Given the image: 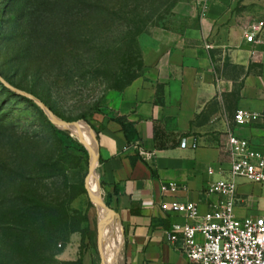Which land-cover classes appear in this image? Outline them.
<instances>
[{
    "label": "rangeland",
    "instance_id": "1",
    "mask_svg": "<svg viewBox=\"0 0 264 264\" xmlns=\"http://www.w3.org/2000/svg\"><path fill=\"white\" fill-rule=\"evenodd\" d=\"M199 3L0 0V72L14 89L32 96L0 81V264H73L80 256L85 264H104L87 187L89 152L72 128L52 121L35 100L68 124L86 125L97 139L94 128L112 115L125 86L194 22ZM95 108L94 118H82ZM96 171L111 211L99 155ZM241 183L239 194L246 191L253 200L237 207L238 216L261 213L264 188ZM117 220L118 264H125L123 224Z\"/></svg>",
    "mask_w": 264,
    "mask_h": 264
},
{
    "label": "crops",
    "instance_id": "2",
    "mask_svg": "<svg viewBox=\"0 0 264 264\" xmlns=\"http://www.w3.org/2000/svg\"><path fill=\"white\" fill-rule=\"evenodd\" d=\"M193 18L123 89L107 118L131 124L134 142L107 119L99 135L100 177L123 224L125 264H188L169 240L185 219L161 204L210 210L218 198L208 195L209 182L228 174L230 134L264 152V0H209ZM261 23L258 42L247 43L246 32ZM237 110L259 117L238 126ZM183 139L197 148H181ZM170 183L180 189L170 192Z\"/></svg>",
    "mask_w": 264,
    "mask_h": 264
},
{
    "label": "built area",
    "instance_id": "3",
    "mask_svg": "<svg viewBox=\"0 0 264 264\" xmlns=\"http://www.w3.org/2000/svg\"><path fill=\"white\" fill-rule=\"evenodd\" d=\"M200 9H208L209 0H199ZM263 24L252 27L245 35L247 43L258 42L256 36ZM258 114L237 110L235 124L245 126L258 119ZM229 170L226 177L209 182L208 195L218 200L201 215L194 202H163L164 212L182 216L183 224L172 225L169 240L188 258V264H264V208L255 216L239 217L237 207L245 204L239 195L238 180L264 188V152L255 150L247 140L230 134ZM181 148L196 149L197 143L181 141ZM213 175V170H209ZM170 192L180 188L170 183Z\"/></svg>",
    "mask_w": 264,
    "mask_h": 264
},
{
    "label": "bare ground",
    "instance_id": "4",
    "mask_svg": "<svg viewBox=\"0 0 264 264\" xmlns=\"http://www.w3.org/2000/svg\"><path fill=\"white\" fill-rule=\"evenodd\" d=\"M72 131L85 148L92 153L95 149L93 132L83 124L75 125L72 127ZM96 166L97 161L94 162V168L88 178L87 187L93 200L94 213L98 216V235L101 239L100 253L104 264H118L122 247L121 230L117 216L105 207L102 190L98 183L99 177H96Z\"/></svg>",
    "mask_w": 264,
    "mask_h": 264
},
{
    "label": "trees",
    "instance_id": "5",
    "mask_svg": "<svg viewBox=\"0 0 264 264\" xmlns=\"http://www.w3.org/2000/svg\"><path fill=\"white\" fill-rule=\"evenodd\" d=\"M0 75H1V77H2V74H1V72H0ZM136 78V77H135ZM134 78V79H135ZM130 83V82H129ZM128 83V84H129ZM127 84V85H128ZM12 85V84H11ZM126 85V86H127ZM13 86L15 87V88H18L16 85H14L13 84ZM125 86V87H126ZM48 108H49V110L51 111V112H53L54 114H55V112L48 106V105H46ZM99 113V111H98V108L96 109H94V110H92L89 114H87V115H84L82 118L84 119V120H89V119H92V118H94V116L96 115V114H98ZM106 122H108V121H114L115 123H117L118 125H119V127H120V131L122 132V134L124 135V138H125V140H126V142L128 143V144H131L132 142H134V140L136 139V131H135V129H134V127L131 125V124H129V123H127V122H125V120H123V119H119V118H117V119H107V120H105ZM105 129V123H104V120L102 121V122H100L99 124H98V127L97 128H94V130H95V133L97 134V141H98V139H99V135L102 133V131ZM102 160H101V158L99 157V163L101 164L102 162H101ZM102 186L104 187V183L102 182ZM105 189V188H104ZM106 204H107V206L112 210V211H114L115 213H119L118 212V210L117 209H115L113 206H112V203H111V200H110V195L109 194H107V202H106ZM89 234H86V235H84V237H83V249L86 251V250H89L90 249V236H88ZM73 264H85L84 263V257L83 256H80V258L76 261V262H74Z\"/></svg>",
    "mask_w": 264,
    "mask_h": 264
},
{
    "label": "water",
    "instance_id": "6",
    "mask_svg": "<svg viewBox=\"0 0 264 264\" xmlns=\"http://www.w3.org/2000/svg\"><path fill=\"white\" fill-rule=\"evenodd\" d=\"M0 81L5 85V86H8V88L14 90L16 93L18 94H21V95H24V96H27L28 98H31L32 99V96L25 93V92H21V91H18L16 89H14L12 86H10L0 75ZM35 102L41 106V108L49 115L50 119L52 121H54L55 123L57 124H60L62 127H65V128H68V129H71L72 127H74L75 125L73 124H68L62 120H60L57 116H55V114L53 112H51L49 110V108L43 104L42 102H40L39 100H35ZM94 145H95V149L92 153H90L89 151V155H90V158H91V171L92 169L94 168V162L97 161V164H98V141L97 139H94ZM106 207V206H105ZM107 208V207H106ZM108 209V208H107ZM109 210V209H108ZM111 212H113L117 217L119 216L117 213H115L114 211L111 210Z\"/></svg>",
    "mask_w": 264,
    "mask_h": 264
}]
</instances>
